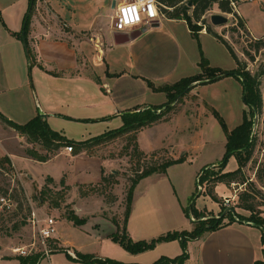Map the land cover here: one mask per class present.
I'll list each match as a JSON object with an SVG mask.
<instances>
[{"label":"rangeland","instance_id":"374dc122","mask_svg":"<svg viewBox=\"0 0 264 264\" xmlns=\"http://www.w3.org/2000/svg\"><path fill=\"white\" fill-rule=\"evenodd\" d=\"M119 1L117 0V2ZM113 2V0H106L104 8L97 13L98 20L95 25L91 26L90 30L84 31L85 38L99 53L101 51L98 50V46L104 50L106 31L111 29L114 14ZM239 6L253 31L258 35L264 34V0H241L240 4L232 5L233 13L220 10L216 4L213 9L202 16L199 24L209 26L213 31L223 35L231 43L246 70L252 74L263 73L260 79L264 93V48L256 50L254 46L256 40L252 38L249 26L240 16ZM56 11L58 10L54 9L48 0H38L34 13H47L54 17V21H57L56 23L61 25L64 31L73 32L72 27L67 26L61 17L58 18L54 15ZM190 13H192V9ZM213 14L228 16L229 22L224 25H214L211 22ZM239 19L243 20L245 30L241 29L243 33L239 31L238 34L233 31V24H238ZM202 20H205V24L202 23ZM258 39L264 40V36L258 37ZM203 40L205 53L202 50L201 40V46L197 39L195 45L198 52L202 51L213 66L224 64L228 69L236 66V61L233 63L231 59L229 62L226 58L224 60L220 48L213 40V35L205 36ZM244 50L250 54H245ZM197 69L196 72L200 70ZM31 71L29 67L28 79L30 85L34 86V77L36 76L32 75ZM196 88H193L177 104L176 110L171 111L166 120L155 124L168 123L156 128L147 127L137 134V136L139 135V147L147 154V157L139 159L134 155V143L130 138L132 135L126 134L109 139L102 144L92 145L86 150L89 155L86 153L69 156L63 154L48 163L34 162L14 156L17 169L13 162L7 168H0V199H10H7V203L0 202V264H20L19 258L23 256L15 250L22 247L31 249L32 242H35V240L33 241V231L26 221L30 204L36 207L39 213L49 214L57 220L58 233L54 240V250L57 252H53L50 257L43 259L40 264H99L98 262L86 263L73 260L67 253L73 257H79L80 254H91L97 258L136 264H154L161 258L177 259L180 257L183 249L179 240L160 242L154 249L133 254L112 240L109 235L117 231L115 220L119 222L120 228H123L124 215L129 202L128 194L136 170L162 163L171 157H186L188 155V161L185 164H174V167H170L166 173H154L147 176L133 188V212L127 223L126 231L133 241L150 242L169 232L191 231L200 227L206 219L195 218L198 211L204 210L215 214L220 208L219 206H221L220 212L225 207V198H219L223 192L219 189V191L216 190V187L215 194L217 197L219 196V202L213 196L205 193V189L204 193L197 196L195 200H192V196L201 191L197 178L202 170L217 165L226 153L227 137L220 121L214 116L213 109L220 112L229 130L240 125L244 112L248 109L244 102L243 86L237 78L232 76L222 82L217 81ZM263 114L264 106L253 119L255 123L253 134L257 140L256 148L252 160L243 168V171L250 181H254L264 193V187L256 177L258 166L264 162ZM249 116L252 118V115ZM119 127L115 124L111 126L86 124L84 121L75 120L63 125L59 123L58 126L51 128L58 130L69 139L88 141ZM59 128H64V130ZM1 129H3L2 126H0V159L5 155L3 146L16 154L25 155L26 148L32 147L43 154L47 153L39 143L29 144L26 138L20 134L17 135V132H11V130L4 132ZM162 138L167 141L161 145L162 147L156 148L155 146L158 145V142L161 143ZM184 143L187 146L188 144L192 146L189 152H179L186 146L183 145ZM60 152L67 151L62 148ZM71 153L74 154L75 150ZM90 156L97 157L100 161L91 159ZM237 168V159L232 156L223 171H232ZM13 172H19L20 176L13 177ZM64 173L68 174L73 186L64 189L62 184H52L51 197L47 196L46 200L41 199L40 193L43 184L40 185V183L43 176L48 174L62 176ZM102 174L107 177L105 182H100ZM28 175L35 178L36 181H31ZM114 181L116 183H113ZM80 186H83V189H79ZM232 186L237 190L242 189L241 192L248 187L246 184L237 183ZM221 187L223 190L233 193V190L228 188L229 186L222 184ZM80 190L85 191L86 195L82 196ZM5 191L6 193H4ZM236 198L230 202V205L233 212L238 213L239 218L244 220L251 213L239 210L236 207ZM257 199L259 202L264 201L262 196ZM56 200L60 204L58 207L53 206ZM69 211H73L85 223L78 226L69 221L67 218ZM14 212L16 215H9ZM220 212L215 215L219 216ZM223 213L219 216L220 219L228 214L223 215ZM11 218L13 219L11 220ZM227 221H229V216L224 218L223 223ZM207 236L208 233H205L199 239L188 241L189 257L181 264H200L198 252L201 243L206 240Z\"/></svg>","mask_w":264,"mask_h":264},{"label":"crops","instance_id":"0c3cea01","mask_svg":"<svg viewBox=\"0 0 264 264\" xmlns=\"http://www.w3.org/2000/svg\"><path fill=\"white\" fill-rule=\"evenodd\" d=\"M48 1L58 10L54 15L61 17L67 26L72 27L73 32L64 31L61 25L54 21V17L47 13L33 14L28 41L36 56V62L31 67V73L36 77L34 86H31L28 79L30 60L27 47L24 39L19 37L30 7L29 0H0V115L10 120L25 124L39 113H45L46 120L53 128L59 123L63 125L75 120L95 121H84L86 124L121 126V115L124 112L135 107L144 108L166 103V94L153 91L145 79H150L159 86L175 83L197 73L201 53L197 50L196 39L185 20L161 17L157 23L136 30L141 31L139 37L122 45L114 43L113 33L108 30L104 50L99 47V53L85 38L84 31L95 25L98 20L97 13L104 8L106 0ZM113 1L112 8L125 0ZM239 11L254 36H264L253 31L240 6ZM210 35L212 34L207 30L200 32L202 50L203 38ZM213 40L220 48L224 60L226 58L229 62L231 59L234 63L235 60L227 47L214 35ZM217 67L234 70L237 64L230 69L224 64ZM226 79L227 77L218 82ZM196 90L198 91L197 88ZM164 123L168 122L154 124L150 128ZM0 126L4 132H16L3 124L1 119ZM166 141L162 138L161 143L158 142L155 147H162ZM183 145L186 146L179 152H189L192 149L190 144ZM3 148L4 156L10 157L15 168L17 164L14 162V156L38 162L23 154L10 152L4 146ZM80 153L88 154L86 150ZM63 154L75 155L68 152H60L58 155ZM90 157L98 160L97 157ZM187 161L188 155L180 164ZM47 177H52L54 185L61 184L62 179H65L66 185L73 186L66 173L62 176H43L40 185H45ZM29 179L36 181L32 176H29ZM221 186L222 183L216 186V190L223 192L222 196H218L220 199L234 195L237 197L242 190L231 186L228 188L232 189L233 193H229ZM219 207L214 211L215 214L220 212L221 206ZM262 210L264 218V206ZM262 237L263 228L238 220L208 233L206 240L200 245L199 263L254 264L256 260L264 259ZM189 253L191 258V252Z\"/></svg>","mask_w":264,"mask_h":264},{"label":"trees","instance_id":"16d2710c","mask_svg":"<svg viewBox=\"0 0 264 264\" xmlns=\"http://www.w3.org/2000/svg\"><path fill=\"white\" fill-rule=\"evenodd\" d=\"M37 1L38 0H29L30 7L28 13L24 18V26L19 36L23 38L24 42L26 43L28 58L30 60V69L36 62V56L29 45L28 36L30 33L31 20L35 11ZM158 2L162 4L160 5V12L164 15V17L169 19L185 20L188 23L193 37L198 40L200 46L201 43L199 35L200 32L204 29V27H206L208 33L214 35L220 42H222L227 47V49L236 61L237 68L234 70H226L221 67L213 66L210 63V60L201 51V59L198 63V67L200 70L196 74L184 77L175 83H168L159 86L156 85L152 80L145 79L148 86L153 91L164 92L166 94V103L162 105H149L144 108L135 107L133 109H130L121 115L123 124L119 128L110 130L88 141H75L69 139L64 134L52 129L46 118L42 117L41 113H39L36 117H34L32 120L25 124H19L13 120L8 119L3 115H0V119L3 124L14 129L20 135L25 137L29 144L39 143L42 146L43 150H45L47 153L43 154L42 152L38 151L35 147L26 148L25 150L26 157L38 162H46L52 159L60 153L62 148H65L66 146H72L73 150H75L74 154H77L80 153L82 150H88V148L94 144H102L103 142L109 139L118 138L126 134L132 135L130 138L134 143V155L141 159L142 157H147V154L143 150H141L138 144L137 134L141 130L150 127L161 120H166L168 114L171 111L176 110L177 104H179L182 99L193 90V88H196L201 85L215 83L223 78L233 76L242 83L244 102L248 109L244 112L242 123L233 130L228 129L224 118L216 109H213V114L220 121L227 137L226 153L223 159L217 165L212 167H206L202 170V172L197 178V181L199 179V181L197 182L198 187H201V191L195 193L192 196V200H195L197 196L203 194L205 189V193L213 196L218 201L219 199L215 194V187L218 184L222 183L229 187L232 186L234 183L240 185L246 184L248 187L237 195L236 207L250 212L251 215L248 218H244L243 220L239 218L238 213L228 212L226 216H229V221L223 223V220L226 216L221 219L219 218V216H221L222 213L227 209L226 206L223 207L222 211L219 213V216H216L211 212L201 210L197 212V216L195 217L197 219L206 218L204 219V222L201 223L200 227H197L191 231L182 230L169 232L168 234L153 239L150 242L133 241L126 233L127 223L133 211V188L143 178L150 176L154 173H166L169 167L177 163H182L186 160L185 156L177 158L171 157L162 163L152 164L136 170V175L132 178L131 189L129 190L128 194L129 202L128 208L124 215L123 228L121 229L119 222L115 220V224L118 227L117 231L113 232L111 235H109V237L112 238V240H114L115 242L121 244L127 251L133 254L154 249L156 245L160 242H169L173 240H179L181 242L183 253L182 255H180V257H178L177 259L161 258L154 264H181L185 259L189 257L188 241L199 239L205 233L214 232L220 228L233 224L238 220L243 222H251L253 224H256L258 227L263 228L262 242L264 245V218L262 215L264 201H257V198L259 196L264 197V193L263 190L258 187V185L254 181H250V179L245 175L243 171V168L252 160L256 148L257 140L253 134V128L255 125L253 119L260 113L264 106V93L261 88L262 83L260 79L263 73L252 74L249 70H246L245 65L241 62V60L235 53V50L232 47L231 43L227 39H225L223 35H220L219 33L213 31L209 26H203L199 24L202 16L205 15L207 11L213 9L216 4L218 5V8L220 10L227 13H233V3H235L236 5L240 4L241 0H158ZM191 9L192 13H190ZM202 23L205 24V20H202ZM238 26L240 27V29L245 30V24L243 20L239 19ZM233 31L239 34V28L234 24ZM254 46L256 50L264 48V40L257 39ZM244 53L247 55L250 54V52L246 50H244ZM249 115H252V118ZM82 121L95 122L92 120ZM153 155L155 156V153ZM232 156L236 157L238 162V168L232 171L224 172V166L228 162L229 158ZM11 165L12 161L10 157L4 156L0 159V168H7V166ZM256 177L260 182L261 186L264 187V162H261L258 166L256 171ZM106 180V175L102 174L100 182H105ZM53 182L54 180L52 179V177L46 178V183L40 193L41 199L46 200L47 196L51 197L50 184H52ZM113 183H116V181H114ZM61 184L64 186V189L69 188V185H66L65 179H62ZM95 185L92 186L95 187ZM89 186L90 185H88V187ZM79 189H83V186H80ZM80 192L82 196L86 195L85 191L80 190ZM4 193H6V191ZM53 206L58 207L60 206V204L56 200L55 203H53ZM9 215H16V212L9 213ZM67 218L69 221L73 222L75 225L78 226H81L85 223L84 220L79 219L73 211L68 212ZM12 219L13 218H11V220ZM192 222L194 223V221ZM53 252L57 251L54 250ZM67 255L73 260L86 263L98 262L99 264H136L123 263L112 259L97 258L91 254H80L79 257H73L68 253ZM19 259L20 264H40L41 261L45 259V256H43L42 254H36L30 256H23ZM254 264H264V259L256 260Z\"/></svg>","mask_w":264,"mask_h":264},{"label":"built area","instance_id":"2783aa9c","mask_svg":"<svg viewBox=\"0 0 264 264\" xmlns=\"http://www.w3.org/2000/svg\"><path fill=\"white\" fill-rule=\"evenodd\" d=\"M137 0H125L122 3H119L114 8V14L112 16V25L110 31L113 33L114 31H122V32H133L136 30L141 29L145 26H151L155 23H157L161 17H164V15L160 12V4L158 0H155V7L157 8V16L156 17H150L147 15V4L143 6V9H139V16L140 20L138 23H124L126 13L121 12L120 8L123 7L125 9L128 8L129 5L135 4ZM235 6V4L233 3ZM238 27V24L235 23ZM239 28V31L243 33V31ZM206 30V29H203ZM252 38L257 40L258 37H255L252 33ZM100 47V46H98ZM97 47V48H98ZM65 150L68 153L73 152L72 146H66ZM20 176L19 172H13V177ZM199 181V179H198ZM236 195L232 197L225 198V206L231 207L230 202L235 200ZM10 200L9 198H7ZM6 198H1L0 202L7 203ZM27 224L33 231V241L35 242L31 244V249H27L28 247H22L18 248L15 251L18 252L22 256H30V255H36V254H42L45 256V258L50 257L52 252L54 251V240H56L58 229H57V220L55 217L49 215V214H41L38 212V209L34 207L32 204H30V210L27 215Z\"/></svg>","mask_w":264,"mask_h":264},{"label":"water","instance_id":"95a60500","mask_svg":"<svg viewBox=\"0 0 264 264\" xmlns=\"http://www.w3.org/2000/svg\"><path fill=\"white\" fill-rule=\"evenodd\" d=\"M113 7L115 8L116 5H113ZM211 22L214 25H224V24H227L229 22V17L224 16V15H220V14H213V15H211ZM140 34H141V31H133V32L114 31L113 32L114 43L116 45H122V44L128 43V42L136 39L137 37H139ZM157 112H159V111H157ZM41 115H42V117L47 118V115L45 113H41ZM230 211L233 212V208L227 207V209L224 211L223 215L227 214Z\"/></svg>","mask_w":264,"mask_h":264},{"label":"clouds","instance_id":"9594fccd","mask_svg":"<svg viewBox=\"0 0 264 264\" xmlns=\"http://www.w3.org/2000/svg\"><path fill=\"white\" fill-rule=\"evenodd\" d=\"M147 4V15L150 17L157 16V8L155 7V0H137L135 4L129 5L127 9L121 7L120 11L126 13L124 23H138L140 20L139 9Z\"/></svg>","mask_w":264,"mask_h":264}]
</instances>
